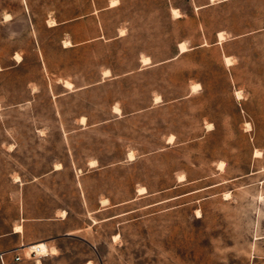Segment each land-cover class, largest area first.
<instances>
[{"label":"rangeland","instance_id":"1","mask_svg":"<svg viewBox=\"0 0 264 264\" xmlns=\"http://www.w3.org/2000/svg\"><path fill=\"white\" fill-rule=\"evenodd\" d=\"M111 1L0 0V249L264 264V0Z\"/></svg>","mask_w":264,"mask_h":264},{"label":"crops","instance_id":"2","mask_svg":"<svg viewBox=\"0 0 264 264\" xmlns=\"http://www.w3.org/2000/svg\"><path fill=\"white\" fill-rule=\"evenodd\" d=\"M101 203V202H100ZM56 216L53 217H33V218H21L22 221V227L23 230L21 232H16L15 230H12L10 237L13 238V241L11 242V244L9 245V247L5 248V249H0V252L3 251H15L18 250L19 247L24 244V241H22L20 243V240H22V238H24L25 235V230L27 227L31 226V225H40L42 227H51L52 231L51 234L48 237H45L46 239L49 238H55L58 239V237H70L72 234V231H68L66 229L63 228L64 226V222L61 216H57V214H55ZM42 264H62V259L57 255L54 256H42L40 257ZM14 261V260H13ZM21 262V261H19ZM18 263V262H16ZM36 264V261H35Z\"/></svg>","mask_w":264,"mask_h":264},{"label":"bare ground","instance_id":"3","mask_svg":"<svg viewBox=\"0 0 264 264\" xmlns=\"http://www.w3.org/2000/svg\"><path fill=\"white\" fill-rule=\"evenodd\" d=\"M111 2H113V5H115L116 3H117V0H113V1H111ZM173 11H174V13L176 14V15H178V16H180V11H179V9H177V8H174L173 9ZM11 18V14L10 13H7V14H5V19H10ZM52 24H50V25H55L56 24V22H54V21H50ZM220 36H221V38H222V34H220ZM180 49H181V52H185V51H187V46H186V43L185 42H181L180 43ZM227 60H228V62L230 61V59L229 58H227ZM151 62V59H150V57H144L143 58V64H149ZM107 71V70H106ZM106 74L105 75H107L108 74V72H105ZM66 86L67 87H72V85H71V83L70 82H66ZM194 88H200V84L198 83V84H196L195 83V85H194ZM193 88V89H194ZM195 91V90H194ZM130 156L133 158V153H131L130 154ZM90 165L91 166H96L97 165V161L96 160H92L91 162H90ZM61 167V164H57V168H60ZM105 201H107V200H105ZM104 201V202H105ZM21 230V226H17L16 227V229H15V231H20ZM40 244V243H39ZM35 246V245H34ZM40 247L42 248V250H43V252H44V254H49V251L47 250V245L45 244V243H41L40 244ZM33 248V247H32ZM56 252V249L55 248H53L52 249V253H55ZM36 264H42V261H41V258H37L36 259Z\"/></svg>","mask_w":264,"mask_h":264},{"label":"built area","instance_id":"4","mask_svg":"<svg viewBox=\"0 0 264 264\" xmlns=\"http://www.w3.org/2000/svg\"><path fill=\"white\" fill-rule=\"evenodd\" d=\"M11 252L12 253L15 252L13 257L14 262L22 261L24 258H34L36 261V258L48 255V254H44L42 248L40 247V244H36L35 246H33V248L29 246V244H22L18 250ZM11 252L10 251L0 252L1 264H6L5 256Z\"/></svg>","mask_w":264,"mask_h":264},{"label":"trees","instance_id":"5","mask_svg":"<svg viewBox=\"0 0 264 264\" xmlns=\"http://www.w3.org/2000/svg\"><path fill=\"white\" fill-rule=\"evenodd\" d=\"M151 64H152V63H151ZM151 64H150V65H151Z\"/></svg>","mask_w":264,"mask_h":264}]
</instances>
